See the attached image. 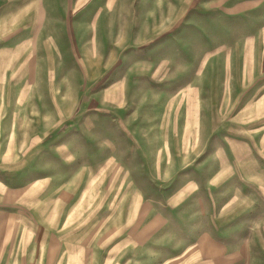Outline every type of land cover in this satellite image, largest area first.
I'll return each instance as SVG.
<instances>
[{
	"label": "rangeland",
	"instance_id": "rangeland-1",
	"mask_svg": "<svg viewBox=\"0 0 264 264\" xmlns=\"http://www.w3.org/2000/svg\"><path fill=\"white\" fill-rule=\"evenodd\" d=\"M174 45L204 65L188 72L205 99L187 113L154 97L169 87L143 96L128 77ZM200 207L206 231H179L206 237L193 254L264 264V0H0V264H136L146 224ZM93 226V258L41 252Z\"/></svg>",
	"mask_w": 264,
	"mask_h": 264
},
{
	"label": "crops",
	"instance_id": "crops-1",
	"mask_svg": "<svg viewBox=\"0 0 264 264\" xmlns=\"http://www.w3.org/2000/svg\"><path fill=\"white\" fill-rule=\"evenodd\" d=\"M27 21L28 20H25L24 23H26ZM39 22L42 23V20H39ZM9 35L10 33L5 36L9 37ZM51 41L55 45L54 46L55 51L59 54H62L63 52L61 47L58 45V41L57 40L54 41V37L53 39H51ZM57 46L59 47V49L57 48ZM144 55L146 57L141 58L135 64V67L137 69H142L141 71L142 73H140V76H136L138 73H134L135 69L133 71L131 70L133 73L128 75V77H130V79L133 80L137 77L141 79V81L135 82L134 86L132 85L133 87H135L134 90H140L141 95L145 96V95H152L151 87H153L154 85L155 86L161 85L163 86V88L164 86H167L169 87L168 89L170 90L168 94L153 93L154 97L158 96L159 97L158 99H160L161 96L163 98H166L167 101L179 102L183 104L185 113L191 111L192 102L204 101L205 99L204 94H202L204 92L203 82H198L195 79H190V74L188 73L192 69L195 70L204 69V65L198 67V66H193L192 63L193 56L195 57L201 55L200 51L188 50L185 47H177L174 45L171 47L151 48L150 52H145ZM248 57H249V52H248ZM181 73H183L182 77L177 76V75H181ZM176 76L177 78L180 79L176 80ZM175 86H178L177 90L175 89ZM115 93L116 92L113 90L110 89L106 90L104 92V100L109 102L118 100V98H116ZM185 132L186 134H189L188 129ZM163 149H164L163 151H165V148ZM105 154H104L105 158L108 157V160H110L111 149L109 148L107 157ZM151 163L150 164L146 163L145 167L147 168V170L149 169V167H151V165H153ZM159 167H160V163L157 162V166L155 170L154 169L152 170L153 177H155L157 181H161L159 179L160 178ZM128 179H130L129 181L130 183H136L134 179L132 178H128ZM194 187L196 188V186ZM193 191L188 190V195L186 196L183 192H181L180 195L175 197L174 201L169 204L173 208H175V206L181 203L179 201L182 198H186ZM129 195L137 196L138 199L140 198L142 200L144 196V195L142 196V194L138 193L137 191H132L129 193ZM152 207L155 208L154 203L152 204ZM177 214L179 215L177 217L176 216L172 217L169 214L166 215V218L161 216L160 221L148 225L146 224L144 228H142L141 233L138 234L139 237L137 238L138 244L136 245H138L140 249L136 252L135 255L136 264H207L208 263L205 262L206 257H204V255L202 254L198 255L192 253L193 251H195L192 249L193 243L196 246H208L206 244V237L204 236L205 239L198 241V243L195 242L192 243L191 237H189L190 238L189 239L184 234L179 233V231H190L193 229L194 226L198 225L196 223H193V220L195 218L198 219L199 217L204 216L205 209L202 207H200L199 209L198 208L183 209V211ZM198 226L199 228L197 230L200 231H206V229L208 228L205 224H199ZM73 229L75 228L74 227L70 229L63 228L62 229L63 231L61 233H56L49 236L44 243H42V241L39 240L40 243L39 247H41V252L47 253V255L50 258L49 261H51L53 257L55 256L58 257L63 253L64 254L67 253V256L69 257L70 256L75 257L76 260L80 262H85L86 259L88 260V257L89 258L94 257L95 254L94 248L96 247L95 237L96 235H98L100 231V227L93 226L91 229H89L91 230V233L87 234L88 236L86 235L87 236V237L85 236L86 238H79L78 236L75 239L65 238L66 232L72 231ZM23 230H24V236L20 242V245L18 246V251H19V247L22 248L27 243L26 237L28 236L29 232L26 229ZM25 231H27L28 234H26ZM147 231H151V233H144ZM156 231H162L163 233L160 235H156L154 233ZM203 235H207V234H203ZM216 243L218 244V246H220L218 242ZM108 245H110V242L108 243ZM161 247L166 248L164 249L163 252L167 254L165 255L160 254ZM227 258L228 259L231 258L227 261L232 264L239 263V260H234L233 256ZM212 259H214L212 260V262H215L216 264H218L219 262L222 263L224 262V257L222 255L216 257L212 256ZM244 261L249 263L250 260H244Z\"/></svg>",
	"mask_w": 264,
	"mask_h": 264
}]
</instances>
